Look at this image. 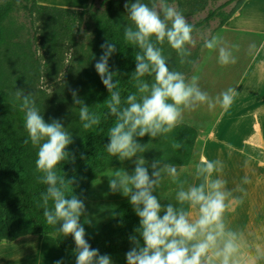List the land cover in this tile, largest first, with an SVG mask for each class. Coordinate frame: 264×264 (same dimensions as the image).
Masks as SVG:
<instances>
[{"label":"clouds","instance_id":"clouds-1","mask_svg":"<svg viewBox=\"0 0 264 264\" xmlns=\"http://www.w3.org/2000/svg\"><path fill=\"white\" fill-rule=\"evenodd\" d=\"M124 7L127 11V23L122 26L124 41L138 49L134 55L135 68L129 77L135 91L122 97L120 81L116 79L120 73L109 68V59L117 51L115 43L105 40L100 45L102 54L94 68L109 93L104 118H115L105 145L108 156L135 165L131 173L115 170L107 175L110 192L129 197L139 217V225L128 237L132 246L125 253L126 264H260L264 261V237L258 231L231 227L226 220V213L247 195L242 186L251 183L247 175L241 184L229 189L223 178L224 162L206 159L202 147L194 153L199 156L194 171L183 178L182 170L175 164L160 158L146 166L143 155H138L148 149L149 143L142 144L137 138L147 135L149 142L155 138L167 139L184 122L186 113L205 105L210 110L219 107L226 111L234 102L236 89L229 86L212 97L201 89L198 76L188 78L169 67L163 54L166 43L176 53L179 64L196 66L189 57L191 48L197 44L193 32L198 30L174 3L127 0ZM200 38L204 49L218 53L217 63L221 67L237 62L232 49L238 46L229 47L218 35ZM255 49V43L250 44L248 53L253 54ZM71 96L73 104L79 106L82 129L87 132L100 125L101 115L89 110L77 90H71ZM15 98L21 101L20 110L24 112L23 126L28 134L24 143L30 141L38 149L35 172L39 174L38 181L46 185V191L41 193L37 207L43 209L47 225L55 229L57 237H73L75 264H113L110 255L100 254L85 239L81 217L89 225L92 219L87 215L84 201L73 192L76 178L66 179L56 171L62 161H75V156L67 150L73 143L72 134L60 119L44 120L33 93L24 94L23 88L17 89ZM181 147L179 143L172 144L173 149ZM244 165L247 168L249 160ZM165 181L175 185V189L171 198L165 197L169 203L162 204L161 189ZM157 191L159 196L154 195ZM111 215L115 218L119 213L112 211Z\"/></svg>","mask_w":264,"mask_h":264},{"label":"trees","instance_id":"trees-1","mask_svg":"<svg viewBox=\"0 0 264 264\" xmlns=\"http://www.w3.org/2000/svg\"><path fill=\"white\" fill-rule=\"evenodd\" d=\"M95 1L83 9L43 5L37 0H6L0 4V50L5 47L9 57L6 66L0 64V241H13L27 234H52L61 249L75 248L73 237H57L55 229L47 225L43 209L37 207L41 193L46 191V185L38 181L39 174L35 172L37 147L30 141L28 144L24 143L28 138L23 126L24 114L16 106L13 90L21 83H29L31 69L37 66L38 61L31 60L33 55L28 51L18 52V48L14 47L17 32L8 27L7 20L17 4L22 5L30 16H40L48 27L42 29L40 44L53 51H59L66 39L72 46L78 45L76 26L80 27L82 24L89 27L90 22L94 25L91 42L87 46H81L82 57L78 63L80 69L71 85L77 90L80 99L89 106V110L101 115V123L86 132L78 119L79 110L76 111L66 128L73 137V143L67 150L75 156V161H62L56 167L57 174L65 175L66 179L73 176L76 178L72 186L73 192L85 203L94 180L108 169L128 161L122 162L117 157H110L106 151L105 145L109 142L108 130L113 126L115 118H104L105 101L109 93L96 73L94 64L102 54L100 45L105 40L116 44L117 51L109 59V68L111 71H119L120 75L116 79L120 81L121 94L124 97L135 91L129 77L135 68L134 55L138 49L126 44L123 38L122 26L127 23L124 4L127 0H105V8L101 12L96 9ZM169 2L176 4L186 16L207 11L205 17L192 22L198 30L193 34L198 33L210 21L217 20L211 38L240 9L245 0ZM27 44L30 47L31 42ZM198 134L196 126L182 123L167 139L161 137L149 142L147 135L137 138L142 144L149 143L148 149L138 155H143L148 161L162 158L176 167L186 166L192 160ZM173 143H179L182 147L173 149ZM116 213L119 215L103 224L98 231L86 233L85 239L100 254L110 255L113 262L126 264L125 253L132 246L128 237L139 225V217L129 201L121 204ZM59 226L58 224L57 227Z\"/></svg>","mask_w":264,"mask_h":264},{"label":"crops","instance_id":"crops-1","mask_svg":"<svg viewBox=\"0 0 264 264\" xmlns=\"http://www.w3.org/2000/svg\"><path fill=\"white\" fill-rule=\"evenodd\" d=\"M37 2L83 9L90 6L93 0ZM216 35L223 37L229 47L238 46L232 49L237 62L221 67L217 63L218 53L203 48L189 78L198 76L201 89L212 97L229 86L234 87V102L226 111L219 107L210 110L206 105L202 106L186 113L183 123H198L195 125L199 134L194 153L202 147V155L206 159L224 162L223 178L229 189L241 184L245 175L250 178V184L242 185L247 195L242 203L234 205L226 213V220L231 227L258 231L264 237V0H245L212 36ZM252 43H255L256 49L249 54L248 48ZM198 159L199 156L193 154L190 162L193 167ZM245 160H249L247 168ZM70 251L74 250L61 249L52 234H27L13 241H0V264H55L56 257L62 256L67 258L62 264H75L76 254Z\"/></svg>","mask_w":264,"mask_h":264},{"label":"rangeland","instance_id":"rangeland-1","mask_svg":"<svg viewBox=\"0 0 264 264\" xmlns=\"http://www.w3.org/2000/svg\"><path fill=\"white\" fill-rule=\"evenodd\" d=\"M6 0H0V4ZM135 2V0H132ZM145 3H150V0H144ZM86 3V2H83ZM95 6L98 12L103 11L105 8V0H96ZM177 7V5L175 4ZM86 7H89L86 6ZM207 11H204L195 16L184 15L190 23L205 17ZM40 17V16H39ZM36 16H30L22 5L17 4L15 11L7 20V25L10 29L17 32V36L14 38L16 44L14 47L20 51H28L33 55L31 60L38 61L37 66L31 69L29 83H21L13 90V98L16 106L20 110L21 101L16 100L15 92L17 89H24V94L29 92L33 93L37 107L41 111L46 122H51V119L58 118L67 128L70 120L76 115L78 105L73 104L71 90L74 88L71 85L72 79L77 75V70L80 69L79 59L81 55V46H87L91 42L94 35V25L90 22L89 27L76 26L78 31V45L72 46L66 39L59 51H53L51 48L43 47L40 44V35L43 28H48L41 18ZM217 25V20H212L205 26L199 29L198 33L193 34L197 40V44L194 48H191L190 60L198 61L201 51L203 49V40L201 35L210 38L212 30ZM28 42H31L30 47ZM8 50L3 47L0 50V64L6 66L8 63ZM163 54L168 58L169 67L174 68L177 71L183 72L188 78L193 69L191 64H179L178 58L174 50H172L167 44L164 47ZM79 97V96H78ZM80 98V97H79ZM24 114L23 111L20 110ZM198 123H194L195 126ZM136 157H133L135 160ZM146 160V159H145ZM146 166H149L152 161L146 160ZM135 165L132 161H127L125 164L114 166L101 174L96 180L92 182L90 191L85 198L87 215L92 219V224L85 223V217H83L81 224L85 228V232H96L103 224L113 219L111 212L117 210V208L129 201V197H124L120 193H111L109 190L108 174H112L115 170H124L131 173ZM181 169L182 174H188L189 171H194L193 165L189 163L185 167H177ZM149 172L151 168L149 167ZM95 184V186H94ZM175 185H172L169 181H165L161 189V203L167 204L174 195ZM154 195L159 196V191ZM167 197V198H165ZM163 215V213H162ZM74 252V251H70ZM75 253V252H74ZM66 257H56V260L66 262ZM113 264H115L113 262Z\"/></svg>","mask_w":264,"mask_h":264}]
</instances>
